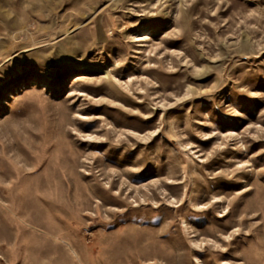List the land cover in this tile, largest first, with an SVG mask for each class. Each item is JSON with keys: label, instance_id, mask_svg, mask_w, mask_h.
Returning <instances> with one entry per match:
<instances>
[{"label": "rangeland", "instance_id": "obj_1", "mask_svg": "<svg viewBox=\"0 0 264 264\" xmlns=\"http://www.w3.org/2000/svg\"><path fill=\"white\" fill-rule=\"evenodd\" d=\"M0 264H264V0H0Z\"/></svg>", "mask_w": 264, "mask_h": 264}]
</instances>
